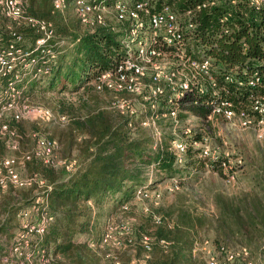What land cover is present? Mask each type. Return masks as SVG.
<instances>
[{"label": "trees", "instance_id": "16d2710c", "mask_svg": "<svg viewBox=\"0 0 264 264\" xmlns=\"http://www.w3.org/2000/svg\"><path fill=\"white\" fill-rule=\"evenodd\" d=\"M142 1L148 3L151 12L168 6L177 14L183 28L184 55L198 60L210 58L221 99L231 102L236 109H247L252 96L264 95V5H252L251 0H215L213 5L196 9L205 0ZM27 10L51 20L64 46L51 73L29 80L24 93L33 97L37 92L42 99L47 92L55 93L50 97L51 107L46 106L69 119L48 136L58 140L62 157L77 162L71 172L39 161L26 167L30 172H39L52 185L47 198L53 221L43 239V246L52 253L49 264H114L105 258L109 247L99 246L98 212L93 207L111 202L119 206L130 203L136 189L148 181L150 167L157 177H176L180 184L179 172L183 168L197 169L205 161L198 156L197 148L188 147L184 162L177 164L169 148L168 132L163 135L161 147L153 149L148 130L140 125V117H130L114 108L113 93L94 90L96 78L113 69L124 55L125 42L129 40L128 21L114 19V24L83 29L75 14L70 21L64 13H53L51 0H28ZM189 23L192 28H186ZM254 75L260 81L251 86L248 81ZM199 86L203 92H199ZM66 92L76 94L75 100H68L63 95ZM214 99L207 80L201 79L179 106L205 120ZM160 106V110L166 109L164 100ZM199 137L200 133L194 135L196 139ZM215 203L212 219L181 205H172L162 214L153 210L161 216L159 224L143 212L140 223L132 228L133 242L124 250L133 249L134 256L146 264H206L203 255L193 249L204 240L202 230L211 227L215 231L211 243L214 247L252 244L264 256V199L259 195L245 199L218 196ZM19 205H9L6 212L14 215ZM0 233H8L3 224ZM145 234L151 238L149 250L141 243ZM230 239L240 244L230 245L227 243ZM113 252L120 264L129 263L132 254L126 257L120 250ZM144 254L148 255L145 259Z\"/></svg>", "mask_w": 264, "mask_h": 264}, {"label": "built area", "instance_id": "2783aa9c", "mask_svg": "<svg viewBox=\"0 0 264 264\" xmlns=\"http://www.w3.org/2000/svg\"><path fill=\"white\" fill-rule=\"evenodd\" d=\"M27 1L0 0V143L10 152L0 154V196L13 189L29 188L34 191L31 204L17 214L20 216L19 229L13 236L9 257L4 260H13L14 264H49L52 253L43 246V239L53 221L47 198L52 185L39 172L27 171L26 167L33 161H39L45 166L62 167L71 172L77 162L74 158L60 156V144L56 138L35 129L28 133L32 146L23 149L20 144L17 125L21 120L64 124L69 119L65 114L56 115L46 105L30 102L24 93L29 80L51 73L64 45V40L55 32L54 23L30 14ZM215 2L205 0L196 9ZM70 4L80 23L90 29L110 25L106 19L108 13L116 21L129 22V40L125 42L123 57L113 69L102 72L96 78L94 90L113 93L111 105L114 108L130 117H140V125L148 130L153 149L161 147L163 135L168 132L171 135L169 148L177 164L184 162L188 147H194L207 167L215 166L225 174L227 181L234 180L242 164L241 158L213 148L203 126L196 123L200 117L180 108V101L193 85L206 79L215 99L205 121L222 118L241 128H252L257 139L264 143V95L252 96L247 109H236L231 102L221 99L210 58L198 60L184 55L183 28L177 14L168 6L151 12L148 3L142 0H114L112 4L104 0H51L52 12L63 14ZM251 4L264 5V0H251ZM192 27L191 23L186 26ZM259 81L260 78L254 75L248 84L255 86ZM198 90L204 91L202 86ZM161 100L165 101V110H160ZM198 133L200 137L194 138ZM20 168L25 169L24 174H20ZM169 180L165 188L168 191L177 190L179 180L176 177ZM153 183L149 177L136 189L133 200L159 197L160 193L152 189ZM120 208L124 213L129 211L128 203ZM142 209L151 215L155 224L161 222V216L151 208L144 205ZM116 230H121L124 236H116ZM131 231L132 227L124 222H111L105 227L99 244L102 248L109 247L105 258L111 259L114 264L121 263L113 249L127 248L133 242ZM150 240L149 235L142 236L145 250L150 249ZM161 243H165L164 240ZM90 246L95 244L91 242ZM193 252H200L206 264H254L251 251L245 245L230 247L220 244L214 247L210 241L203 240L196 244ZM133 253L128 264H146ZM143 257L145 259L148 255Z\"/></svg>", "mask_w": 264, "mask_h": 264}, {"label": "rangeland", "instance_id": "374dc122", "mask_svg": "<svg viewBox=\"0 0 264 264\" xmlns=\"http://www.w3.org/2000/svg\"><path fill=\"white\" fill-rule=\"evenodd\" d=\"M65 17L70 21L74 19L73 7L70 4L69 8L64 13ZM107 23L114 24L112 14H107ZM76 19V18H75ZM80 27L89 28L82 23ZM64 46V45H63ZM62 46V47H63ZM38 91V89L36 90ZM55 93H45V98H40L35 92L33 97H29V101L34 104L48 105L51 107V98ZM68 100H75L76 94L66 92L63 94ZM192 114V113H190ZM196 123L203 126L205 135L209 137L211 146L218 151L229 152L233 156H238L242 160L241 167H239L235 179L227 181L226 177L219 169L207 167L204 163L194 168H183L180 173L179 188L175 191H168L165 186L170 183L169 179L159 178L156 176L152 168H148L147 176L151 177L152 189L155 188L156 192L160 193L159 197H150L147 200L138 201L132 200L129 205L128 212H122L116 202L96 207L95 211L98 212V230L101 236L105 227L111 222H124L128 223L132 228L141 221L143 213V206H148L152 210H159L162 214L165 210L169 209L172 205H181L197 214H204L208 219L216 212V197H237V199H245L253 195H259L264 199V143L259 141L252 128H241L237 124L226 121L222 118H213L212 120H199ZM18 132L20 135V144L23 149L30 148L33 141L28 137L30 130L35 129L43 134H50L54 129L61 126L55 121L47 123H36L29 119H23L18 123ZM10 152L0 143V154H9ZM61 156V155H60ZM20 174H24L25 169H18ZM28 171V170H27ZM156 178V179H155ZM13 192L4 193L0 196V225L3 223L2 219L5 217L4 207L1 203L8 199L14 204H20L18 209L13 215V220L8 229V235L0 233V264H14L13 260L5 261L4 258L10 254V248L13 241V236L19 229L20 216L16 215L23 208L28 207L34 196L32 189L20 188L13 189ZM15 196V198H14ZM25 199V201H22ZM35 218V217H34ZM116 236L123 237L121 230L115 231ZM204 240L214 243L215 231L211 227H206L202 230ZM230 245H239V242L230 239ZM232 247V246H231ZM251 251V257L254 264H264V256L260 253L259 249L254 245H248ZM132 251V252H131ZM123 251L126 257L134 251ZM9 257V256H8ZM243 264V263H237Z\"/></svg>", "mask_w": 264, "mask_h": 264}, {"label": "crops", "instance_id": "0c3cea01", "mask_svg": "<svg viewBox=\"0 0 264 264\" xmlns=\"http://www.w3.org/2000/svg\"><path fill=\"white\" fill-rule=\"evenodd\" d=\"M200 120H202V119H200ZM8 192H13V191H11V190H9V191H7L6 193H8ZM4 194V193H3ZM9 194V193H8ZM13 203H12V201L10 202V201H8V199L7 200H5L4 202H2L1 203V206H3L4 207V210H5V217L2 219V221H3V225H4V227L5 228H7V229H9V226H10V223L12 222V220H13V214L11 215V214H8L7 212H6V210L9 208V205H12ZM94 208V207H93ZM95 209V208H94ZM15 215V214H14ZM17 215V214H16ZM9 217H11V219L9 220ZM8 219V220H7ZM1 224V225H2ZM5 235H7V233H4Z\"/></svg>", "mask_w": 264, "mask_h": 264}]
</instances>
